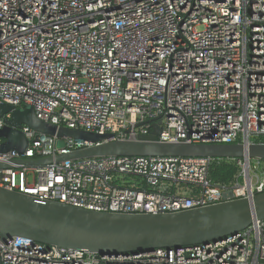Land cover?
<instances>
[{
	"label": "built area",
	"instance_id": "obj_1",
	"mask_svg": "<svg viewBox=\"0 0 264 264\" xmlns=\"http://www.w3.org/2000/svg\"><path fill=\"white\" fill-rule=\"evenodd\" d=\"M0 103L112 140L161 121L160 141L264 142V0H0ZM22 130L25 151L0 161L94 145ZM232 160L229 185L211 178V158L110 155L12 164L0 186L98 211L175 212L263 192L264 159ZM174 185L187 188L166 192ZM0 264H264V219L208 244L117 257L17 236L0 240Z\"/></svg>",
	"mask_w": 264,
	"mask_h": 264
},
{
	"label": "water",
	"instance_id": "obj_2",
	"mask_svg": "<svg viewBox=\"0 0 264 264\" xmlns=\"http://www.w3.org/2000/svg\"><path fill=\"white\" fill-rule=\"evenodd\" d=\"M0 153H23L29 144L23 127L57 138L70 136L94 145L67 155L0 161V170L12 164L47 166L66 159L94 156L207 157L211 159H264V142L192 143L158 139L161 121L150 134L138 139L112 140L110 133L72 129L38 118L32 106L0 103ZM255 219H264V191L252 198H236L192 209L160 213L98 211L0 186V240L23 237L60 250L83 249L101 256L139 254L158 248H182L208 244L247 229Z\"/></svg>",
	"mask_w": 264,
	"mask_h": 264
},
{
	"label": "trees",
	"instance_id": "obj_3",
	"mask_svg": "<svg viewBox=\"0 0 264 264\" xmlns=\"http://www.w3.org/2000/svg\"><path fill=\"white\" fill-rule=\"evenodd\" d=\"M264 140V138L260 139ZM239 168L232 159H214L211 168V178L214 182L221 185H229L235 182ZM144 188L147 187L145 181H143ZM186 185L172 186L166 192L178 193L180 191L186 190ZM190 188V187H188Z\"/></svg>",
	"mask_w": 264,
	"mask_h": 264
}]
</instances>
